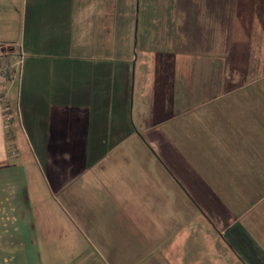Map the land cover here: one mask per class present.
<instances>
[{
  "label": "crops",
  "instance_id": "1",
  "mask_svg": "<svg viewBox=\"0 0 264 264\" xmlns=\"http://www.w3.org/2000/svg\"><path fill=\"white\" fill-rule=\"evenodd\" d=\"M0 60V264H264L202 193L264 164V0H0Z\"/></svg>",
  "mask_w": 264,
  "mask_h": 264
},
{
  "label": "rangeland",
  "instance_id": "2",
  "mask_svg": "<svg viewBox=\"0 0 264 264\" xmlns=\"http://www.w3.org/2000/svg\"><path fill=\"white\" fill-rule=\"evenodd\" d=\"M165 126H166V124H165ZM165 129H166L165 127H164V130L162 129V133L164 132L163 134L167 135ZM166 144H167V141H166ZM156 146L157 145H154V147H156ZM163 146L166 147L167 145L163 144ZM145 147H146V145H145ZM256 148L258 150L262 149V155L261 156H264V146L256 145ZM164 155L166 156L167 154H163V156ZM160 156H162V155H160ZM159 160H161V159H159ZM165 162H167L166 158H165ZM244 162H246V161H244ZM252 162H253V165L251 167L245 169L247 171L248 175L242 177V180L240 181L239 185L231 186V187H234L235 191H233V192L232 191L231 192H227V191L222 192L220 190V188L222 186L219 184H218L219 186H217V183H218V181H220V179L216 175V177H214V178H216V180H214V182H213V183H215V185L209 184V187L206 190V192L205 191L202 192L204 194V201H205V204L203 205V207L205 208V212H207L208 216L211 218L209 220H211L212 223L219 222V219H221V218L225 219L228 222H232V221H234L233 219L237 218V216H236L237 214H240L241 212H244V213L246 212V208H247L248 204H252L255 201H262V203H264V189H260V188H264V184L259 182L260 181L259 179H264V164L262 162H260V163L255 162V161H252ZM145 166H146V162H145ZM241 173H242V171H241ZM202 177L206 178L209 182L212 181L211 177H209V176L206 177L203 175ZM226 177L227 176L224 175L223 178H226ZM247 181L249 182V184L252 183L251 187L249 185L247 186V184H246ZM221 182L224 183V180ZM225 184H227V185L224 186V188H228L229 190L232 189L230 187V185H231L230 181H228ZM159 186L162 190L163 189L162 185L160 184ZM194 194L197 196V201L200 203V199L198 197L201 196L202 194H199V192L198 193H192L193 196H194ZM192 195L189 198H191L192 205H194V201L192 200ZM163 197L164 198H170L166 193L163 195ZM186 201L189 202V199L187 198ZM262 203L259 205H262ZM258 207H256L251 212L249 211L244 216L243 220L245 222H247L249 218L254 217V213L256 212V209H260ZM195 209H196L195 210L196 212L200 211L198 206ZM249 210H251V209H249ZM176 211H177L176 217H178V216L181 217L180 211L177 208H176ZM186 217H188V216L186 215ZM211 222L208 221V223L205 227L208 229L207 231L209 233H213V231H215L214 226ZM218 226H219V224H218ZM200 227H201V225H200ZM205 231L206 230L204 229L202 232L205 233Z\"/></svg>",
  "mask_w": 264,
  "mask_h": 264
},
{
  "label": "built area",
  "instance_id": "3",
  "mask_svg": "<svg viewBox=\"0 0 264 264\" xmlns=\"http://www.w3.org/2000/svg\"><path fill=\"white\" fill-rule=\"evenodd\" d=\"M15 71V64L10 61L0 60V79L6 81L11 78ZM6 103V95L4 91H0V104Z\"/></svg>",
  "mask_w": 264,
  "mask_h": 264
}]
</instances>
